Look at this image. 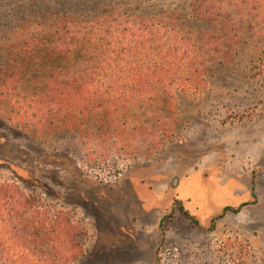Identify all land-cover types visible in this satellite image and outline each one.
Instances as JSON below:
<instances>
[{
    "label": "rangeland",
    "instance_id": "rangeland-1",
    "mask_svg": "<svg viewBox=\"0 0 264 264\" xmlns=\"http://www.w3.org/2000/svg\"><path fill=\"white\" fill-rule=\"evenodd\" d=\"M34 1L40 0H0V90L9 54L34 26L23 24L33 12L20 9ZM43 1L52 18L100 10L177 13L192 29L218 34L227 24L230 49L206 62L201 93L176 91L157 102L144 127L154 136L142 137L135 126L126 128L131 140L118 143L103 142L92 126H86L90 140L73 130L25 131L3 117L8 106L0 98V181L16 183L83 229L78 264H258L264 253V0H213L212 28L196 17L194 0L85 1L64 13L56 0ZM241 250L249 260L238 257Z\"/></svg>",
    "mask_w": 264,
    "mask_h": 264
},
{
    "label": "trees",
    "instance_id": "trees-1",
    "mask_svg": "<svg viewBox=\"0 0 264 264\" xmlns=\"http://www.w3.org/2000/svg\"><path fill=\"white\" fill-rule=\"evenodd\" d=\"M56 1L64 13L67 5L76 11L85 1L96 5L99 0ZM212 4L194 0L196 17L209 28L218 16ZM34 8L41 11L35 14ZM20 10L33 12L23 24L34 26L4 66L0 98L8 111L3 117L25 131L73 130L87 140L93 134L86 126H92L103 142L130 141L128 126L142 137L154 136L144 130L155 118L149 116L152 108L176 91L201 93L206 62L228 55L224 41L233 33L227 24L220 35L194 30L177 13L146 17L100 10L52 18L44 14L49 8L43 0ZM84 238L66 213L39 205L16 183L0 181V264H78L85 255ZM258 264H264V253Z\"/></svg>",
    "mask_w": 264,
    "mask_h": 264
}]
</instances>
